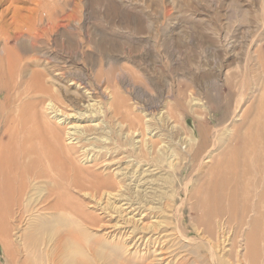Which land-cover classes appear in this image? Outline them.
Listing matches in <instances>:
<instances>
[{
  "label": "rangeland",
  "instance_id": "374dc122",
  "mask_svg": "<svg viewBox=\"0 0 264 264\" xmlns=\"http://www.w3.org/2000/svg\"><path fill=\"white\" fill-rule=\"evenodd\" d=\"M11 3L21 9L22 16H28V12L37 4L45 7L43 11L51 14L52 20L60 16L58 24L61 27L49 36L50 42L38 44L36 48L27 43L21 45V39L11 44L12 48H18L24 59H32L27 62L28 68L39 64V67L47 68L55 74L64 72L63 82H77V86L81 79L73 76V72L79 67L84 68L86 71L83 74L87 76L82 79L95 82L99 74L101 86L110 89L115 88L111 81L113 73L119 71L121 84L118 87L122 91L124 108H133L135 113L140 114L142 111L146 120L154 116L156 121L159 120L157 126L165 127V133H160L161 135L176 131L175 118L196 142L199 138V126L208 130L207 139L202 144L198 141L189 150L183 143L182 134H173L171 138L161 136L160 140L158 138L162 148L159 158H152L149 165L141 162L144 165H141L140 172L152 166L149 170H154L153 176L146 177V173L139 176L147 178L153 184V189L149 191L151 198L144 196L148 193L146 186L137 189L132 184V188L140 194L134 207L139 204L140 210L136 209L124 216V213L116 214L101 209L97 214H100L101 220L107 225L103 224L102 228L90 226L87 230L89 236L100 239L104 236L111 240L113 234L117 238L120 232H124L125 249L119 246L115 249L121 252L124 257L121 260L125 264H238L236 251L243 253L238 247L241 245L236 244L234 251L231 240H226V245H223L225 237L228 238L227 234L218 241L220 243L216 253V250L211 252L210 241L196 232V219L190 209L191 200L188 197L201 171L211 164L210 157L218 153L227 130L230 133L231 126L242 124L244 119H252L259 110L261 116H264V0H2L0 13ZM68 13H73L71 20H64ZM10 14L8 12L5 19ZM77 52H84L83 57L81 56L83 63L73 58L72 55ZM239 71L246 72L247 87L241 98L230 99L223 82L226 76L236 72L238 74ZM230 85L233 86L232 83ZM70 95L66 102L71 105L78 102L82 114H85L79 116L70 112L73 114L68 120L73 127L71 132L75 131L83 140H90L94 146L83 148L84 145L76 144L72 146L73 149L75 147V150L82 152L92 147L95 154L96 151L105 153L106 148H113L108 147L111 135L103 116L99 113L95 116L92 107L83 108L79 100ZM2 96L3 94L0 95ZM196 105L201 107L200 112L192 111ZM146 108H152L153 115L146 114ZM167 113L172 115L169 120ZM4 117L5 115L0 114V131ZM123 119L124 111L112 121L115 129ZM230 122L231 125L224 129L223 126ZM98 123L102 124L104 131L84 133L78 129L88 125L96 126ZM220 127H223V136L218 133L211 137L209 131ZM235 138L237 137L231 141H234V147L239 145ZM218 141L220 143L216 144ZM166 143L170 144L172 150L167 154L169 147L167 148ZM124 151L120 148L117 154L112 155L120 157ZM91 157L92 154H89L86 160H82L85 157L80 155L81 166H88L84 163H90ZM199 164L198 168L196 165ZM90 168L94 174L89 172L86 176L91 181L87 183V191L75 190L71 194L79 202L83 193H95L94 189L99 181L96 170L103 166ZM121 172L120 170L118 177L122 175ZM35 192L32 199L37 200L44 194L42 188L39 193ZM135 192L133 190L130 194ZM177 192L179 195L176 196ZM110 200L116 206L123 204L112 198ZM182 202L184 204L181 208ZM32 205L34 212L39 205L36 207L35 202ZM29 214L33 216L25 214L26 220H21L19 229L12 232V239L18 246V256L14 257L12 254L11 257V252L9 254L0 245V264H22L25 259L27 264H61L57 245L47 241L48 237L45 238L44 233L40 244L35 238L31 241L18 238L23 235L30 219L37 214L48 219L52 217L48 211L41 209ZM77 224L79 225L78 222ZM223 247L225 251L229 249V252L224 253ZM88 259L94 263L97 261L94 256H89ZM97 264L102 262L97 261ZM106 264L117 263L107 261ZM239 264L247 263L239 261Z\"/></svg>",
  "mask_w": 264,
  "mask_h": 264
},
{
  "label": "bare ground",
  "instance_id": "6f19581e",
  "mask_svg": "<svg viewBox=\"0 0 264 264\" xmlns=\"http://www.w3.org/2000/svg\"><path fill=\"white\" fill-rule=\"evenodd\" d=\"M44 9L45 7L37 4L28 12V16H22L21 9L11 3L0 13V95L3 94L0 97V114L5 115L0 131V245L9 251V254L11 252V257L12 254L17 257L18 246L12 239V232L19 229L25 214L28 213L30 217L33 216L29 214L30 212L36 213L41 209L48 211L52 217L48 219L37 214L30 219L31 222L27 224L23 235L18 238L23 241L35 238L40 244L44 233L45 238L48 237L47 241L57 245L61 264H97V261H101L102 264H106L107 261L125 264L121 260L123 257L121 252L115 249L118 246L125 249L124 232H120L117 238L116 234H113L111 240L104 236L101 239L89 236L87 233L90 226L102 228L106 223L97 212L103 209L116 214L124 213L126 216L131 214V211L140 210L139 204L134 207L140 198L139 191L135 188L146 186L148 193L144 196L150 199L152 194H149V191L153 189V184L147 178L139 176L146 173L145 176L150 178L154 171L149 170L152 167L149 166V169L140 172L141 165H144L141 162L149 165L152 158H159L162 149L159 141L161 136L182 134L183 143L189 150L198 141L202 144L207 139L208 130L200 125L197 130L199 138L196 142L175 118L176 131L161 135L160 133H165V127L159 128L157 126L159 120L156 121L154 116L146 120L142 111L140 114L135 113L133 108H124V98L118 87L121 84L119 71L113 73L111 81L115 88L110 89L101 86L99 74L95 82L82 79L87 76L83 74L86 71L84 68L79 67L80 69L77 68L73 72V76L81 79L78 80L80 82L78 86L77 82L64 83L62 77L64 72L55 74L47 68L39 67V64L34 68H28L27 62L32 59H24L18 48H12L11 44L21 39L23 41L21 45L27 43L36 48L38 44L50 42L49 36L61 27L58 24L60 16L52 20L51 14L43 11ZM8 12H11V16L5 19ZM72 15L73 13L66 14L64 20H71ZM83 54L84 52H77L72 56L83 63L81 58ZM235 80L238 81L235 83ZM223 86L227 89L230 99L241 98L247 87L246 72L239 71L238 74L236 72L226 76ZM4 91L7 92L3 93ZM70 94L79 100L83 108L92 107L95 116L97 113L103 116L111 135L108 147L113 148H106L105 153L96 151L95 154L92 147L82 152L75 150V147L73 149L72 146L76 144L84 145L83 148L93 144L89 142L90 140L79 138L75 131L71 132L73 127L69 125V118L74 113L79 116L85 114H82L78 102L74 105L66 102ZM85 105L87 106L84 107ZM151 109L146 108L145 113L153 115ZM192 109L195 112L201 111L198 105ZM123 111L124 119L115 129L112 121ZM166 117L167 120L171 119V113H167ZM154 121L156 122L153 124ZM152 124L155 127H152ZM229 125L231 122L223 126L224 129ZM223 127L210 130V136L222 134ZM231 127L230 133L228 129L227 134H224L225 140L221 143L216 142L220 143L218 153L210 157L211 164L201 171L190 191L188 197L191 200L190 209L197 221V223L193 221L194 227L205 240L210 241L211 252L216 250L217 253L220 243L218 241L227 234L228 238L222 240L223 245H226V240H231L232 251L236 249V244L241 245L238 247L243 253L236 251L238 264L239 261L247 264H264V116H261L259 110L252 119H244L242 124ZM78 129L84 133L104 131L100 123ZM234 137H237L235 139L239 144L236 147L232 144L234 141L231 143ZM166 144L167 148L169 147L166 148L167 154L172 150L170 144ZM120 148L125 150L123 156L112 155L117 154ZM89 154H92L90 163L86 161L87 163H83L88 166H81L79 156H84L82 160H86ZM199 163L201 164V161ZM97 165L103 168L96 170V178L99 181L94 189L95 193H83L79 202L71 194L75 190L87 191V183L91 181L86 176L92 172L90 167ZM196 166L195 169H198ZM120 170L122 175L118 177ZM132 184L135 188H132ZM41 188L44 194L37 200L32 199L35 197V190L39 193ZM133 190L136 192L130 194ZM90 196L93 199L88 198ZM111 198L123 204L116 206L115 202H111ZM33 202L36 203V207L39 205L34 212ZM183 204L184 202L181 208ZM224 248H222L224 253L229 252V249L225 251ZM89 256H94L97 261L91 262ZM22 264H27V259Z\"/></svg>",
  "mask_w": 264,
  "mask_h": 264
}]
</instances>
